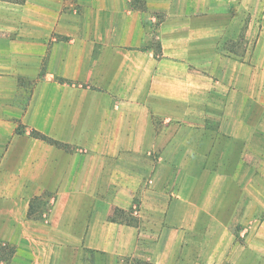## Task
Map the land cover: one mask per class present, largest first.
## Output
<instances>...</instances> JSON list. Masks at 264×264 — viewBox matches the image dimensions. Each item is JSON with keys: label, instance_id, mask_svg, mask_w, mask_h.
<instances>
[{"label": "crops", "instance_id": "obj_1", "mask_svg": "<svg viewBox=\"0 0 264 264\" xmlns=\"http://www.w3.org/2000/svg\"><path fill=\"white\" fill-rule=\"evenodd\" d=\"M263 114L264 0H0L8 264H264L261 239L246 256L207 238L216 215L244 211L234 170L164 186L168 166H215L216 151L240 167ZM33 199L48 205L34 219Z\"/></svg>", "mask_w": 264, "mask_h": 264}, {"label": "rangeland", "instance_id": "obj_2", "mask_svg": "<svg viewBox=\"0 0 264 264\" xmlns=\"http://www.w3.org/2000/svg\"><path fill=\"white\" fill-rule=\"evenodd\" d=\"M17 2H22L24 0H13ZM150 40L152 47L156 44L155 38V27H151L150 31ZM221 74V72H219ZM201 105V109H204L205 113L209 116L203 123L207 127L215 128L221 125L222 120V106L221 104H216L213 108L211 103H208L207 106ZM214 114V116L212 115ZM264 115V114H263ZM254 119H251L253 122ZM202 124V123H201ZM257 133L252 132V135L248 136V141L244 151L241 152V166L240 167H227L224 166L223 154L222 152L216 151L212 153L213 163L215 164L216 158L220 161L218 165L209 166V167H167L164 171L165 183L164 186L167 188V192L170 193L175 189H182L185 193L191 189V186L194 185L190 183L193 181L195 175L211 174L217 173L221 177L223 174H229L234 170V174H237L241 178L240 183H237L241 187V191L245 194L241 203L244 202L243 212L241 214L236 213L232 215H216L214 224L211 225L209 231L206 232L207 238L209 237L211 243L214 240L222 241L225 236L229 234V237L232 239L233 243L242 244L245 249V254L248 256L250 253L248 251L249 246L253 248V241L261 239L264 241V117L258 121L256 124ZM175 151L168 150L167 155L174 154ZM223 186L222 194L228 195L233 192L234 184L226 183V181L221 182ZM237 186V189L239 190ZM232 187V189H228ZM226 198V197H225ZM36 212H43L48 208L47 201L38 200L34 204ZM210 217V216H209ZM211 216L210 218H212ZM204 217L201 218L202 220ZM170 222L174 223L172 219ZM200 222V223H201ZM228 238V237H227ZM188 243H192L197 239L192 235L190 238L185 237ZM245 242V243H244ZM244 245H247L248 248ZM261 249L263 250L264 255V243L262 244ZM190 248L186 251L188 252ZM222 248L219 249V254L221 255ZM238 254V253H237ZM264 263V262H263Z\"/></svg>", "mask_w": 264, "mask_h": 264}, {"label": "trees", "instance_id": "obj_3", "mask_svg": "<svg viewBox=\"0 0 264 264\" xmlns=\"http://www.w3.org/2000/svg\"><path fill=\"white\" fill-rule=\"evenodd\" d=\"M154 49H155V53L156 55L160 52V45L158 42H156L155 46H154ZM31 135L36 138V139H39V140H42L50 145H54V146H57V147H64L63 145L59 144L58 142L44 136V135H41L39 133H34L32 132ZM38 201L37 199H33L30 201V204H29V209H28V217L30 218H37L36 217V209L34 208V204L35 202ZM14 254V247H12L11 245H8V244H0V264H8V262L10 261V259L12 258Z\"/></svg>", "mask_w": 264, "mask_h": 264}]
</instances>
